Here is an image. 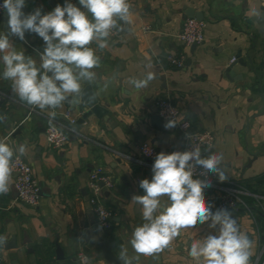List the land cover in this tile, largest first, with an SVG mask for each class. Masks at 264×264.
<instances>
[{
    "label": "crops",
    "instance_id": "0c3cea01",
    "mask_svg": "<svg viewBox=\"0 0 264 264\" xmlns=\"http://www.w3.org/2000/svg\"><path fill=\"white\" fill-rule=\"evenodd\" d=\"M69 2L80 7L78 0ZM128 2L131 22L118 21L121 36L108 37L107 48L99 49L96 42L89 45L101 63L92 69V82H81V92L90 88L92 97L109 109V120L92 115L77 124V133H69L62 149L49 146L45 132L49 118L61 119L70 105L42 110L20 101L11 81L2 78L0 62V92L10 97L0 106V140L14 150L26 146L22 156L41 187L37 206L24 203L12 171L9 191L0 194L3 264H49L59 261V248L64 264H82L78 260L81 253L88 255V264H109L100 242L112 244L118 257L122 248L127 249L129 258L138 257L133 264H196L188 254L190 245L213 234L210 222L182 229L167 248L152 256L138 255L130 244L134 229L145 222L142 206L131 197L140 195V180H151L155 160L141 154V145L150 143L159 153L168 154L185 144L177 125L163 127L166 120L159 119L157 106L161 98H171L193 131L213 132L215 144L206 153L223 156L221 169L227 176L223 182H247L258 190L242 196L246 206L239 207L235 215L252 241L251 264L260 256L259 264L263 263L264 184L258 186L256 181L264 176V0ZM25 7L30 12L37 8L51 11L48 0H26ZM186 7L203 12L207 22L206 40L194 48L179 38L187 19ZM7 19L5 13L0 33H8ZM9 39L39 67L45 47L42 38L26 32L23 41L11 35ZM179 53L186 55L181 69L168 60L169 55ZM238 55L246 65L236 63L229 70ZM148 72L155 78L147 87L137 89L128 82L133 77L143 79ZM71 113L77 121L83 115ZM97 167L113 182L112 188L104 190L105 204L114 214L109 229L99 226L88 199L90 173ZM204 195L213 211L217 204L214 192L208 187ZM160 199L162 205L169 203L167 196Z\"/></svg>",
    "mask_w": 264,
    "mask_h": 264
},
{
    "label": "clouds",
    "instance_id": "9594fccd",
    "mask_svg": "<svg viewBox=\"0 0 264 264\" xmlns=\"http://www.w3.org/2000/svg\"><path fill=\"white\" fill-rule=\"evenodd\" d=\"M78 2L80 7L65 0L63 6L58 4L46 14L37 8L27 15L23 11L26 0H4L0 5L8 17V33H0L2 78L11 81L12 90L20 101L43 110L59 107L70 94L79 96L81 82H92L95 79L92 69L101 63L89 45L96 42L99 49L107 48L108 37L119 27L118 21L131 22L128 0ZM26 32L37 34L45 43L39 67L35 59L10 42L9 35L23 41ZM154 78L155 74L148 72L143 79L133 77L128 82L140 89L147 87ZM177 124L176 118H169L163 127L167 130ZM14 151L22 156L26 146L21 144L14 150L6 140H0V194L9 191ZM222 160L223 156L218 153L202 156L198 147L157 154L151 180L139 181L144 194L131 197L142 206L145 221L134 229L130 239L135 253L158 254L180 235L182 229L210 222V227L218 226V233L193 240L190 245L188 254L196 264H250L252 241L240 230L230 210L212 211L204 195L211 181L194 178V169L199 167L205 170V176L212 173L223 182L227 176L221 169ZM163 196L168 198L167 205L161 204ZM119 258L123 264H132L138 257L129 258L127 249L122 248Z\"/></svg>",
    "mask_w": 264,
    "mask_h": 264
},
{
    "label": "built area",
    "instance_id": "2783aa9c",
    "mask_svg": "<svg viewBox=\"0 0 264 264\" xmlns=\"http://www.w3.org/2000/svg\"><path fill=\"white\" fill-rule=\"evenodd\" d=\"M3 2L4 0H0V5H2ZM5 13L6 11L3 8H0V23ZM206 28L207 22L205 20L187 18L183 23L179 38L186 46L202 44L206 40ZM120 36L121 31L118 27L111 31L109 37L112 39H118ZM168 60L175 68L181 69L186 65V55L183 53L171 54L168 56ZM235 61L236 58L232 60V62ZM9 98L10 97L0 92V103ZM157 106L159 114L163 119H177V126L185 141L183 146L173 148L168 154L173 151H186L190 150L192 147H198L202 156H207V149L212 148L215 144L216 137L213 132L210 130L193 131L190 120L183 115L182 111L173 103L171 98L159 99ZM71 112L72 111L70 110L63 112L61 114V119H56L54 117L49 118L45 135L48 145L54 149L64 148L69 141V133H77L76 127L78 121ZM140 152L145 158L150 160H154L157 154H159V150L150 143L142 144ZM12 169L15 175V189L18 192L19 199L31 206H37L41 199V187L34 175L32 166L23 156L16 153L13 156ZM194 178L211 181V186L209 188L214 192V198L217 200L213 212L220 208L230 210L231 215L236 219L240 230L245 233L238 217L235 215V212L238 211L239 207L242 205L246 206L242 196L249 194L250 192L243 185L235 181L221 182L218 176L212 173H208L205 176V170L199 167L194 169ZM88 187L89 203L93 207L99 226L104 229L111 228L114 214L113 211L106 206L104 201L105 188L113 187L111 177L107 175L102 168L97 167L90 173ZM1 210L2 208L0 206V211ZM218 230V226L215 227L213 235L217 234ZM260 257L256 264H259ZM78 260L82 264L89 263V257L86 253L79 254ZM0 264H3V256L1 253ZM49 264H60V262L55 260ZM261 264H264V262Z\"/></svg>",
    "mask_w": 264,
    "mask_h": 264
},
{
    "label": "water",
    "instance_id": "95a60500",
    "mask_svg": "<svg viewBox=\"0 0 264 264\" xmlns=\"http://www.w3.org/2000/svg\"><path fill=\"white\" fill-rule=\"evenodd\" d=\"M48 2H49V6H50L51 11L54 10L56 5L59 4V5L63 6L65 3V2L59 1V0H48ZM23 11L25 12L26 15L31 13L27 7H25L23 9ZM185 12H186V18H196L198 20H204V13L203 12L196 11V10H194L192 8H188V7L185 8ZM46 13H48V11H46L44 8H42V14H46ZM90 19H91V15H90ZM195 46L196 45H193V48ZM236 63L246 65L243 58L240 55H238L236 57V61L232 64V66L230 67L229 70H231L232 67ZM90 90L91 89L88 88L85 91H82L79 96L68 95L67 99L61 104V105H63L64 103H68L70 105L71 111L83 112V115L81 116V118L77 122L78 125L85 123V121L92 115H95L98 119L109 120V118H106V115H108V113H109V109H107L100 102V100L98 98L92 97ZM0 106H1V103H0ZM159 119L162 120L163 118L160 116ZM138 190H139L140 195L144 194L143 189H141L139 186H138ZM14 240L15 239L13 238V242L11 243L12 245L15 244ZM99 245H100V248L102 250V253H103L105 259L107 260V262L109 264H123V261L120 260V258L114 252V246L112 244L100 242ZM57 259L60 261L61 264L65 263V257H64L60 248L58 250Z\"/></svg>",
    "mask_w": 264,
    "mask_h": 264
},
{
    "label": "trees",
    "instance_id": "16d2710c",
    "mask_svg": "<svg viewBox=\"0 0 264 264\" xmlns=\"http://www.w3.org/2000/svg\"><path fill=\"white\" fill-rule=\"evenodd\" d=\"M249 192H253L256 193L258 192L257 189H255L253 184L247 183V182H243L241 183ZM264 184V176L260 177L259 179H257L256 181V185L261 186ZM264 195V194H263Z\"/></svg>",
    "mask_w": 264,
    "mask_h": 264
}]
</instances>
